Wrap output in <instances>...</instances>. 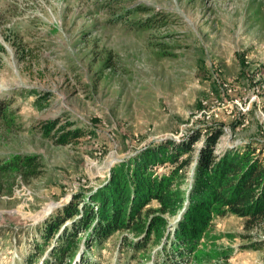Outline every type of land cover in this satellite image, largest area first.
Instances as JSON below:
<instances>
[{
  "label": "rangeland",
  "instance_id": "rangeland-1",
  "mask_svg": "<svg viewBox=\"0 0 264 264\" xmlns=\"http://www.w3.org/2000/svg\"><path fill=\"white\" fill-rule=\"evenodd\" d=\"M263 84L264 0H0V159L32 155L39 165L36 176L0 188V264H23L30 253L37 264L45 221L154 142L215 125L223 131L216 153L264 142ZM63 127L83 134L57 144ZM183 172L184 192L193 167ZM244 219L214 215L182 262L264 264V247L246 248L264 246V223L247 229ZM124 235L95 259L156 264L129 257Z\"/></svg>",
  "mask_w": 264,
  "mask_h": 264
},
{
  "label": "trees",
  "instance_id": "trees-1",
  "mask_svg": "<svg viewBox=\"0 0 264 264\" xmlns=\"http://www.w3.org/2000/svg\"><path fill=\"white\" fill-rule=\"evenodd\" d=\"M3 105L0 118L7 117ZM55 122L44 123L45 135ZM222 133L221 125L205 133L196 129L180 141L154 142L115 163L102 185L86 198L74 196L45 221L39 229L45 244L33 248L37 264H101L95 259L96 249L122 231L130 234L122 236L120 244L132 253L129 257L182 264L199 245L214 215L229 213L245 218L247 229L264 223V142L250 141L216 153L214 147ZM82 134L80 129L63 127L54 140L64 145ZM200 140L201 145L194 147ZM32 157L16 154L0 159V188L3 181L16 175L36 176L39 165ZM187 167H193V175L183 192L181 182ZM178 214L171 224L170 218ZM78 233L82 237H77ZM261 247L260 242L246 245L250 249ZM30 254L23 264H31Z\"/></svg>",
  "mask_w": 264,
  "mask_h": 264
},
{
  "label": "built area",
  "instance_id": "built-area-1",
  "mask_svg": "<svg viewBox=\"0 0 264 264\" xmlns=\"http://www.w3.org/2000/svg\"><path fill=\"white\" fill-rule=\"evenodd\" d=\"M263 86H264V84H263ZM239 105H241V103H240V101H238V99H236L235 100Z\"/></svg>",
  "mask_w": 264,
  "mask_h": 264
}]
</instances>
